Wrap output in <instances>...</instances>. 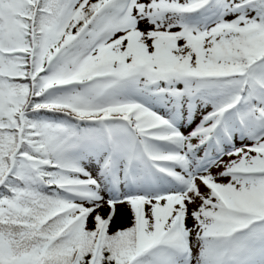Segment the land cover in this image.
Returning <instances> with one entry per match:
<instances>
[{
    "label": "snow or ice",
    "instance_id": "6c2138e0",
    "mask_svg": "<svg viewBox=\"0 0 264 264\" xmlns=\"http://www.w3.org/2000/svg\"><path fill=\"white\" fill-rule=\"evenodd\" d=\"M0 264H264V0H0Z\"/></svg>",
    "mask_w": 264,
    "mask_h": 264
}]
</instances>
